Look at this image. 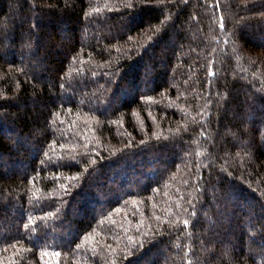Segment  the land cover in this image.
<instances>
[{"label": "trees", "instance_id": "16d2710c", "mask_svg": "<svg viewBox=\"0 0 264 264\" xmlns=\"http://www.w3.org/2000/svg\"><path fill=\"white\" fill-rule=\"evenodd\" d=\"M0 264H264V0H0Z\"/></svg>", "mask_w": 264, "mask_h": 264}]
</instances>
